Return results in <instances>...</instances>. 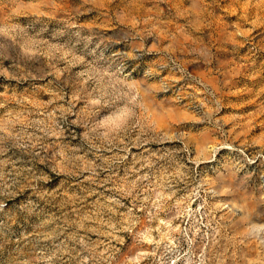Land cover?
Instances as JSON below:
<instances>
[{
    "label": "clouds",
    "instance_id": "obj_1",
    "mask_svg": "<svg viewBox=\"0 0 264 264\" xmlns=\"http://www.w3.org/2000/svg\"><path fill=\"white\" fill-rule=\"evenodd\" d=\"M222 2L0 0V264H264V0Z\"/></svg>",
    "mask_w": 264,
    "mask_h": 264
},
{
    "label": "rangeland",
    "instance_id": "obj_2",
    "mask_svg": "<svg viewBox=\"0 0 264 264\" xmlns=\"http://www.w3.org/2000/svg\"><path fill=\"white\" fill-rule=\"evenodd\" d=\"M119 3V0H116ZM226 6V0L222 3H218L217 12L220 13ZM95 19L94 16L87 17L86 22L91 23ZM98 22V21H97ZM214 33H209V38L212 39ZM219 52L225 53V58L222 60L224 67L222 71L228 70V64L232 60V56L229 54L228 49L217 48ZM246 57H241L242 59ZM252 74L255 76V80L245 73L243 76L236 77L230 84L226 83L223 88V102L225 105V116L228 117L233 113L246 115L248 112L255 109V105L251 103V100L255 94L264 89V56L256 61L251 66ZM261 99H264V95H261ZM264 120V116L260 117ZM255 131H258L255 130ZM135 151V149H133Z\"/></svg>",
    "mask_w": 264,
    "mask_h": 264
}]
</instances>
